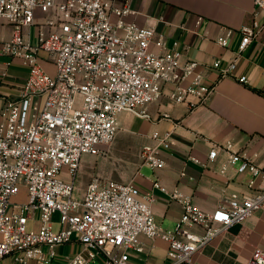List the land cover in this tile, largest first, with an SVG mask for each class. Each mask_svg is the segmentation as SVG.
I'll return each instance as SVG.
<instances>
[{"label": "built area", "instance_id": "2783aa9c", "mask_svg": "<svg viewBox=\"0 0 264 264\" xmlns=\"http://www.w3.org/2000/svg\"><path fill=\"white\" fill-rule=\"evenodd\" d=\"M117 1L0 0V19L12 27L11 38L0 40V261L12 256L16 264H55L59 247L79 242L82 251L63 257L65 264H136L131 253L144 252L145 236L167 243L170 264H192L216 237L264 207V166L235 152L231 142L216 145L209 160L225 152L238 174L249 175L248 192L233 193L215 212L154 182L182 205L174 229L156 223L154 193L133 183L93 176L83 200L75 199L82 157L107 155L120 113L149 118L145 107L168 87L171 102L194 111L216 89L199 61L183 60L155 39L154 28L127 21L131 0ZM252 14L239 29L237 57L252 42L264 46V0H254ZM218 44L229 48V38ZM14 63L29 73L5 91ZM211 67L222 78L248 82L236 76L237 58L224 66L216 59ZM141 156L152 169L164 166L151 147ZM21 194L24 200L17 199ZM249 264H264V251L255 249Z\"/></svg>", "mask_w": 264, "mask_h": 264}, {"label": "crops", "instance_id": "0c3cea01", "mask_svg": "<svg viewBox=\"0 0 264 264\" xmlns=\"http://www.w3.org/2000/svg\"><path fill=\"white\" fill-rule=\"evenodd\" d=\"M120 4L118 0L117 5ZM131 5L134 12L127 21L154 28L155 39H161L168 49L175 48L183 60L199 61L203 76L216 89L206 104L194 111L186 104L171 102L168 87L159 101L145 107L149 118L120 113L118 134L107 155L90 159L91 177L133 183L142 191H152L156 223L164 229H174L182 205L154 188L155 181L169 193L177 190L190 196L205 212L212 213L233 193L248 192L245 176L229 165L225 152L220 151L215 160H209L216 145L231 142L235 152L264 166V46L261 41L252 42L237 57L242 41L239 29L251 23L254 0H131ZM11 35V25L0 24V40H8ZM226 37L230 46L222 48L218 41ZM29 39L34 41V33ZM235 58L236 76H246L247 83L235 77L222 78L211 67L216 59H221L224 66ZM28 73L27 67L14 63L8 71L9 87L4 90L23 83ZM147 146L164 162L162 168L152 169L143 163L141 155ZM145 168L152 173L145 175ZM141 242L144 252H132L131 262L170 264L167 243L145 236ZM82 248L79 242L59 247L60 259L55 264H65L63 257L73 256ZM255 249L264 251V207L216 237L195 254L192 264H249ZM0 264L16 263L9 256Z\"/></svg>", "mask_w": 264, "mask_h": 264}, {"label": "rangeland", "instance_id": "374dc122", "mask_svg": "<svg viewBox=\"0 0 264 264\" xmlns=\"http://www.w3.org/2000/svg\"><path fill=\"white\" fill-rule=\"evenodd\" d=\"M5 24L7 25L8 22L4 19H0V24ZM33 33L35 35L36 31L35 29L33 30ZM48 71L52 72L53 69L51 66L49 65H45L44 66ZM94 157L92 156H87V155H84L82 157V165H83V168H80V171L78 173V176H77V179H76V189H75V199L76 200H80L82 201L83 200V196H84V192L86 191V188H87V184H88V181L91 179V168H92V162L90 159H92ZM152 173V170L150 169H147L145 168L144 169V174L145 175H148V174H151ZM249 175H247L245 177V183H247L249 181ZM18 200H24V195H20L17 197Z\"/></svg>", "mask_w": 264, "mask_h": 264}]
</instances>
